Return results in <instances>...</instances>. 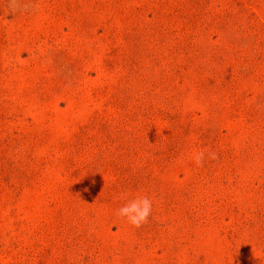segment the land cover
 I'll return each mask as SVG.
<instances>
[{
  "label": "rangeland",
  "instance_id": "374dc122",
  "mask_svg": "<svg viewBox=\"0 0 264 264\" xmlns=\"http://www.w3.org/2000/svg\"><path fill=\"white\" fill-rule=\"evenodd\" d=\"M0 264H264V0H0Z\"/></svg>",
  "mask_w": 264,
  "mask_h": 264
},
{
  "label": "clouds",
  "instance_id": "9594fccd",
  "mask_svg": "<svg viewBox=\"0 0 264 264\" xmlns=\"http://www.w3.org/2000/svg\"><path fill=\"white\" fill-rule=\"evenodd\" d=\"M205 157L204 151L196 152L193 156L194 162L199 166ZM214 158V156H213ZM152 210V200L147 196H138L129 200L120 207L116 215L123 221H126L134 228L141 227L147 222Z\"/></svg>",
  "mask_w": 264,
  "mask_h": 264
}]
</instances>
